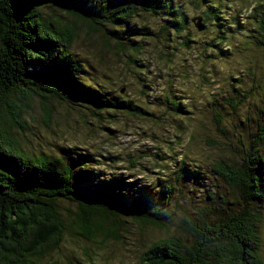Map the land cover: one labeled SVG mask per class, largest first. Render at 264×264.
Returning a JSON list of instances; mask_svg holds the SVG:
<instances>
[{"label":"rangeland","instance_id":"1","mask_svg":"<svg viewBox=\"0 0 264 264\" xmlns=\"http://www.w3.org/2000/svg\"><path fill=\"white\" fill-rule=\"evenodd\" d=\"M174 3L186 16L187 30L176 38L168 32V41L159 31L162 20L143 13L132 19L137 25L132 24L117 40L64 13L43 14L45 19L51 17L61 26L75 28L71 51L84 70L86 82L113 99L132 100L154 117L102 112L103 118H98L90 109L57 100L33 102L20 119L21 128L10 120L5 122L22 151L63 159L92 154L94 160L86 167L125 178L130 195L155 198L165 185L174 187L173 203L162 228H141L130 222L123 226L121 241L103 245L67 231L59 250L50 257L52 262L142 264V252L153 242L181 235V220L195 216L205 205L207 192L226 194L229 204L219 209L232 206L233 196L227 194L211 167L223 156H236L233 150L247 148L261 133L258 127L264 125V1ZM209 5L217 9L218 19L204 21L206 29L198 32L190 19L211 17ZM141 25L152 29V38L140 36ZM138 45L141 48L133 51ZM169 101L180 102L187 113L175 116ZM215 115L220 116L226 138L217 131ZM261 149L264 151V146ZM260 206L264 261V200ZM63 208L72 207L63 204ZM203 210L208 211L206 207ZM63 216L67 218L66 213Z\"/></svg>","mask_w":264,"mask_h":264},{"label":"trees","instance_id":"2","mask_svg":"<svg viewBox=\"0 0 264 264\" xmlns=\"http://www.w3.org/2000/svg\"><path fill=\"white\" fill-rule=\"evenodd\" d=\"M210 8L211 17H196L203 23L215 21L217 9ZM45 11L64 13L116 40L132 24L137 25L132 19L139 13L162 20L159 31L165 41L168 32L176 38L187 30L186 16L174 0H0V264H58L50 257L59 250L67 231L103 245L121 241L123 226L130 222L160 229L174 199L172 184L165 185L155 198L128 194L125 178L86 167L94 160L92 154H78L74 159L27 155L5 128L8 120L21 128L25 110L33 102L49 100L90 109L98 118H103L102 112L154 117L132 100L113 99L86 82L71 51L75 28L45 19ZM193 18L190 24L195 28ZM138 29L144 39L154 35L147 25ZM168 104L175 116L187 113L180 102ZM214 120L226 138L220 116ZM258 130L261 133L247 148L233 150L236 156H223L211 167L233 196L232 206L219 209L229 204L226 194L207 192L205 205L194 217L180 222L181 235L190 238L173 235L156 240L142 252V264H264L260 234L264 125Z\"/></svg>","mask_w":264,"mask_h":264},{"label":"water","instance_id":"3","mask_svg":"<svg viewBox=\"0 0 264 264\" xmlns=\"http://www.w3.org/2000/svg\"><path fill=\"white\" fill-rule=\"evenodd\" d=\"M192 23L194 24L195 28L198 32H202L206 29L205 24L203 23V20L201 17H196L192 19Z\"/></svg>","mask_w":264,"mask_h":264}]
</instances>
